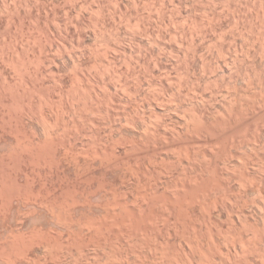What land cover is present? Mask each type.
I'll return each instance as SVG.
<instances>
[{"label": "rangeland", "instance_id": "1", "mask_svg": "<svg viewBox=\"0 0 264 264\" xmlns=\"http://www.w3.org/2000/svg\"><path fill=\"white\" fill-rule=\"evenodd\" d=\"M263 217L264 0H0V264H264Z\"/></svg>", "mask_w": 264, "mask_h": 264}, {"label": "bare ground", "instance_id": "2", "mask_svg": "<svg viewBox=\"0 0 264 264\" xmlns=\"http://www.w3.org/2000/svg\"><path fill=\"white\" fill-rule=\"evenodd\" d=\"M219 37H220V36H219ZM218 39H220V38H218ZM223 39H225V38H223ZM220 40H221V39H220ZM220 40H218V41L221 42ZM210 41H211V40H210ZM222 41H223V40H222ZM213 42H214V41H213ZM190 44H191V43H190ZM209 44H210V43H209ZM223 44H224V43H223ZM210 45H211V44H210ZM210 45H209V46H210ZM224 45H225V44H224ZM187 47H188V46H187ZM189 47H190V45H189ZM210 47H211V46H210ZM215 47H218V46H215ZM220 47H221V46H219V48H220ZM194 48H195V47H194ZM190 49H192V48H190ZM190 49H189V50H190ZM196 49H197V48H196ZM216 49H217V48H216ZM207 50H208V49H207ZM209 50L211 51V48H210ZM217 50H218V49H217ZM194 51H195V50H194ZM215 51H216V50H215ZM220 52H221V50H220ZM192 53H193V52H192ZM188 54H189V53H188ZM193 55H194V54H193ZM188 56H189V55H188ZM220 56H221V55H220ZM179 57H180V56H179ZM179 57H177V58H179ZM192 57H193V56H192ZM221 57H222V56H221ZM183 58H184V57H183ZM193 58H194V57H193ZM179 59H180V58H179ZM176 60H177V59H176ZM201 60H202V59H201ZM207 60H208V59L206 58V60H204V62L207 61ZM189 61H190V60H189ZM191 61H192V60H191ZM175 62H176V61H175ZM185 62H186V61H185ZM186 64H187V63H186ZM204 64H206V63H204ZM204 64H203V65H204ZM208 64H209V63H208ZM179 65H180V64H179ZM188 65H190V64H188ZM206 65H207V64H206ZM218 65H219V64H218ZM175 66H176V65H175ZM207 66H208V65H207ZM209 66H210V65H209ZM171 67H172V66H171ZM178 67H179V66H178ZM188 67H189V66H188ZM187 69H188V68H187ZM203 69H204V68H203ZM205 69H206V68H205ZM181 71H182V70H181ZM181 71H179V72L182 73L183 71H182V72H181ZM188 72H189V71H188ZM188 72L186 71V73H188ZM212 72L214 73L215 70L212 71ZM213 73H212V74H213ZM184 74H185V73H184ZM187 75H188V74H187ZM188 76H189V75H188ZM188 76H187V77H188ZM179 77H180V76H179ZM184 77H185V76H184ZM232 77H233V75H232ZM232 77H231V78H232ZM180 78H181V77H180ZM182 78H183V77H182ZM185 78H186V77H185ZM228 78H229V77H228ZM228 78H226V79H228ZM223 79H224V78H223ZM187 80H188V79H187ZM237 81H238V80H237ZM183 82H184V81H183ZM186 82H187V81H186ZM223 83H224V82H223ZM236 83H237V82H236ZM192 84H193V83H192ZM233 84H234V83H233ZM184 85H185V84H184ZM223 85H224V84H223ZM228 87H229V86L227 85V87H226V88H227V91H226L227 93H226V92L223 93L222 91L220 92L221 94H224V97H221V98H224V99L226 98V99H227V98H228V95H232V96H231V98H232V97L234 96V94H228L229 91L234 90V91L236 92V91L239 90V88H237V90H235L236 88H235V89H232V88H234V87H231V90H228ZM235 87H237V86L235 85ZM241 87H242V86H241ZM247 87H248V86H247ZM249 87H250V85H249ZM242 88H243V87H242ZM240 89H241V88H240ZM241 90H242V89H241ZM241 90H240V92H241ZM243 90H244V89H243ZM218 91H219V90H218ZM218 91H216V92H218ZM245 91H246V90H245ZM242 92H244V91H242ZM213 93H214V92H213ZM238 93H239V92H238ZM246 93H247V92H246ZM246 93H245V94H246ZM175 94H176V92H175ZM187 94H188V93H187ZM187 94H186V95H187ZM218 94H219V93H218ZM227 94H228V95H227ZM235 94H237V93H235ZM243 94H244V93H243ZM245 94H244V96H243L242 93H241V95H242L243 97H247V94H246V96H245ZM226 95H227V96H226ZM237 95H238V94H237ZM239 95H240V93H239ZM239 95H238V96H239ZM241 95H240V96H241ZM242 96H241V97H242ZM191 97H192V96H191ZM191 97H189V98H191ZM241 97H240V98L238 97V99H241ZM243 97H242L241 100H245V99H246V98H243ZM192 98H194V97H192ZM210 98H211V97H210ZM229 98H230V97H229ZM233 99H235V98H233ZM233 99H230L231 101H228V105H229L230 102H231V104H230L227 108L224 107V106H223V103L220 101V102H221L220 104H222L221 107L223 106L224 108H223V107H222V108L225 110V111H224V110H223V111H224V112H228L229 115H230V114L233 115L234 112H236V114L238 115V113H239L240 111H243V110H245V113H246L245 105H243L244 103L241 102L240 100H238L237 98H236L235 101H234ZM207 100H209V99H205V101H207ZM218 100H219V99H218ZM227 100H228V99H227ZM227 100H226V101H227ZM232 100H233V101H232ZM239 101H240V102H239ZM238 102H239V104H240V103H242V104L239 105ZM204 103H205V102H204ZM226 103H227V102H226ZM226 103H225V104H226ZM245 103H246V102H245ZM193 104H194V103H193ZM204 105H206V104H204ZM204 105H203V106H204ZM226 106H227V104H226ZM194 107H195V106H194ZM206 107H207V106H206ZM208 107H209V106H208ZM195 108H196V107H195ZM203 108L205 109V107H203ZM191 109H192V108L190 107V111H191ZM201 109H202V108H201ZM207 109H208V108H207ZM207 109H206V110H207ZM187 110H188V109H187ZM184 111H186V109H185ZM193 111H195V112H194V114H195V113H196V110H194V108H193ZM193 111H192V112H193ZM188 112H189V111H188ZM203 112H204V111H203ZM237 112H238V113H237ZM185 113H186V112H185ZM197 113H198V112H197ZM232 113H233V114H232ZM240 113H244V111H243V112H240ZM190 114H191V113H190ZM194 114H193V115H194ZM200 114H201V113H200ZM246 114H247V113H246ZM185 115H186V114H185ZM187 116H188V115H187ZM195 116H197V117L199 116V118H200V115H197V114H196ZM195 116H194V117H195ZM202 116H203V114L201 115V118H202ZM222 116H224V117H222L221 120H223V119L226 117L224 114H223ZM194 117H193V119H192V116H191V118L189 117L190 119H192V122H193V120H194V123H192L190 119H189V120H190L189 122H191V124L194 125V126H193V129H196V128L198 127L199 119H198V118H194ZM201 118H200V120H201ZM220 118H221V117H220ZM226 118H227V117H226ZM217 119H218V118H217ZM187 120H188V119H187ZM187 120H186V121H187ZM187 124H188V122H187ZM189 124H190V123H189ZM191 124H190V125H191ZM187 127H189V126L187 125ZM145 133L147 134V132H145ZM151 135H152V134H151ZM153 135H154V133H153ZM141 136H142V135H141ZM179 136H180V135H179ZM149 137H150V136H149ZM149 137L145 138V139H146V142L143 141V143L145 142V146H146L147 148L151 146L150 143L152 142V141H151V138H152V137H150V138H149ZM139 139H141V138H139ZM164 139H165V138H164ZM166 139H167V138H166ZM164 141H165V140H164ZM166 141H167V140H166ZM140 143H141V142H140ZM162 143H163V142H162ZM166 143H167V142H166ZM154 144H156V143H154ZM136 145H137V144H136ZM138 145H139V144H138ZM138 145H137V146H138ZM142 145H143V144H142ZM142 145H141V147H142ZM167 145H168V144H167ZM167 145H166V146H167ZM152 146H153V145H152ZM152 146H151V147H152ZM156 146H157V144H156ZM166 146H165V147H166ZM134 147H135V146H134ZM134 147L132 146V148H133L132 150H134ZM153 147H155V146H153ZM138 148H139V147H138ZM135 149H137V148H135ZM143 149H144V148H143ZM148 149H149V148H148ZM152 149H153V148H152ZM155 150H156V149H155ZM157 150H158V149H157ZM144 151H145V150H144ZM135 152H136V150H135ZM135 152H134V153L132 152V153H133V155L136 156ZM138 152H139V150H138ZM154 152H155V151H154ZM152 153H153V152H152ZM149 154H150V153H149ZM146 156H147V155H146ZM150 156H152V155L150 154ZM149 158H150V157H149ZM150 159H152V158H150ZM244 168H245V169L247 168V164H246V163H244ZM26 198H27V197H26ZM19 201H20V200H19ZM26 203H28V202H26ZM24 205H25V202H24ZM228 214H230V213H228ZM230 215H231V214H230ZM230 215H228V216H230ZM238 215H239V214H238ZM241 215H242V214H240V216H237V217H240V218H239L240 221H241L242 216H243V215H242V216H241ZM244 215H245V214H244ZM210 217H211V216H210ZM243 217H244V216H243ZM246 218H247V217H246ZM263 218H264V217H263ZM263 218H262V219H263ZM191 219H192V218H191ZM244 219H245V218H244ZM244 219H242V220H244ZM198 220H199V219H194L195 222H197ZM204 220L206 221V219H204ZM245 220H246V219H245ZM245 220H244V224H247V223H245ZM228 221H229V227H234L235 224H234L233 219H232L231 216L228 217ZM234 221H235V220H234ZM242 222H243V221H241L240 223L243 224ZM250 222H251V221H249V224L252 223V222H251V223H250ZM263 222H264V220H263ZM241 224H240V227H241ZM249 224H248V226L245 225V226H242L241 228H242V229H243V228H244V229H245V228L247 229V227H248V229H249V227H250ZM263 224H264V223H263ZM236 225H237V224H236ZM252 225H253V224H252ZM252 225H251V226H252ZM256 225H257V224H256ZM246 226H247V227H246ZM257 226H258L259 228H261V229H264V225H263V227H260L259 225H257ZM238 227H239V226H238ZM240 227H239V229H240ZM252 227H253V226H252ZM254 227H255V225H254ZM254 227H253V228H254ZM250 228H251V227H250ZM242 229H241V230H242ZM244 229H243V230H244ZM254 229H255V228H254ZM261 229H259V230L262 231ZM244 231H245V230H244ZM247 231H248V230H247ZM261 233H264V231L261 232ZM10 235H11V234H10ZM257 235H258V234H257ZM263 235H264V234H263ZM258 236H261V235H258ZM8 237H9V235L7 236V238H8ZM11 237H12V236H11ZM4 238H5V237H4ZM7 238H6V240H7ZM258 239H259V237H258ZM8 241H9V240H8ZM7 243H10V242H7ZM260 254H261V252H260ZM262 254H263V253H262ZM262 254H261V255H262ZM262 256H263V255H262ZM242 257H243L242 260L239 261L240 263L237 262L236 264H243V263L246 264V263H249L246 254H244ZM261 258H263V257H261ZM163 260H164V259H163ZM167 260L170 261V259H167ZM182 260H183V259H182ZM168 261H167V263H168ZM174 261H175V260H174ZM188 261H189V260H188ZM190 261H191V260H190ZM190 261H189V262H185V261L183 260L182 262H184V264H194V263H191L192 261H191V262H190ZM250 261H251V260H250ZM172 262H173V260H172ZM162 263H163V262H162ZM173 263H174V262H173ZM163 264H165V262H164ZM169 264H171V263L169 262Z\"/></svg>", "mask_w": 264, "mask_h": 264}]
</instances>
